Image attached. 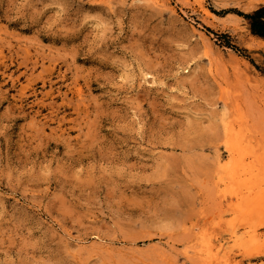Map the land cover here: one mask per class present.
<instances>
[{
	"label": "rangeland",
	"instance_id": "1",
	"mask_svg": "<svg viewBox=\"0 0 264 264\" xmlns=\"http://www.w3.org/2000/svg\"><path fill=\"white\" fill-rule=\"evenodd\" d=\"M148 1L0 0V264H264V0Z\"/></svg>",
	"mask_w": 264,
	"mask_h": 264
},
{
	"label": "bare ground",
	"instance_id": "2",
	"mask_svg": "<svg viewBox=\"0 0 264 264\" xmlns=\"http://www.w3.org/2000/svg\"><path fill=\"white\" fill-rule=\"evenodd\" d=\"M151 3H152V5L153 6H155L156 8L158 7H163V6H165L167 3L165 2V0H149ZM148 1V2H149ZM171 8V7H170ZM206 12V11H205ZM263 48H264V40H260V43H259ZM79 92V91H78ZM238 129V128H237ZM236 130V129H235ZM234 129H233V127L231 128V126L229 125V126H227L226 128H225V140H226V147L228 148V154H229V160L227 161V160H225V159H223V157H220V156H218L217 158H216V160H215V164H216V167H217V169H218V171L221 173V172H223V171H225V170H228V171H231V172H234L235 170H238V169H243L242 167V164H241V162L240 161H242L243 162V155L245 156V153H242L243 151H247L246 149L248 148V149H252V142H251V137L249 138L246 134H242L241 133V131L240 132H236ZM241 153L243 154V155H241ZM249 154V153H248ZM247 154V155H248ZM246 155V156H247ZM240 156H241V158H240ZM248 156H252L251 154H249ZM246 158V157H245ZM239 159H241V160H239ZM255 160V159H254ZM249 163H251V162H249ZM253 164V163H252ZM247 164H245V166H246ZM251 165V164H250ZM250 165H248V167L250 166ZM254 167V166H253ZM246 168H247V166H246ZM249 169V168H248ZM247 169V170H248ZM252 171L254 170V169H252V167L250 168ZM242 171V170H241ZM243 172H244V170H243ZM247 172H249V173H247V174H251L250 173V171L248 170ZM222 174H224V173H222ZM229 174H232L233 176L235 175L234 173H229ZM245 174V173H244ZM247 174H245V175H247ZM241 175V174H240ZM239 175V176H240ZM231 176V175H230ZM238 176V177H239ZM237 177V176H236ZM235 177V178H236ZM244 177V176H243ZM248 178L250 177V175L249 176H247ZM252 177V176H251ZM250 177V178H251ZM220 178V177H219ZM218 179V178H217ZM234 179V178H233ZM239 179V178H238ZM244 180L246 179V178H243ZM237 180V179H236ZM236 180L234 179L233 181H235L236 182ZM219 181V180H218ZM238 181V180H237ZM245 181H247V180H245ZM245 181H244V185H247V184H245ZM222 182V181H221ZM238 182H241V183H243L242 182V179H241V181H238ZM247 183V182H246ZM227 184V183H226ZM236 184H237V182H236ZM240 184V183H239ZM238 184V185H239ZM243 185V184H242ZM241 185V186H242ZM252 185V184H251ZM216 186V185H215ZM240 186V185H239ZM243 187V186H242ZM241 187V188H242ZM252 187V186H251ZM245 188V187H244ZM235 189H236V187H235ZM249 190V189H248ZM250 190H251V188H250ZM222 191V190H221ZM239 192V191H238ZM252 192V191H251ZM250 192V193H251ZM218 195V194H217ZM222 195V194H221ZM248 195V194H247ZM251 197V196H250ZM252 198V197H251ZM250 198V199H251ZM247 199V198H246ZM234 200V199H233ZM228 202V201H227ZM243 204H245V206L244 207H246V205H250L251 204V200L250 201H244V202H242ZM239 204H241V203H239ZM253 204V203H252ZM235 206V205H234ZM249 207V208H248ZM222 208V207H221ZM247 208L248 209H250L251 208V206H247ZM255 208H256V206H255ZM232 209V208H231ZM242 209H244V208H242ZM241 209V210H242ZM257 209V208H256ZM245 210V209H244ZM243 210V211H244ZM242 211V212H243ZM246 211H247V209H246ZM245 211V212H246ZM250 211H252V210H250ZM252 212H255V211H252ZM245 214V213H244ZM249 214V212L247 213V215ZM239 215V214H238ZM249 216H252L251 214L249 215ZM234 228V227H233ZM241 232V231H240ZM246 234V233H245ZM255 235V234H254ZM233 236V235H232ZM248 236H250V235H248ZM256 236V235H255ZM243 237H245V235L243 236ZM204 238V237H203ZM202 238V239H203ZM255 238V237H254ZM236 239V238H235ZM241 239V238H240ZM248 239H249V237H248ZM247 239V240H248ZM234 240V239H233ZM255 240V239H254ZM201 241V240H200ZM236 241V240H235ZM252 241V240H251ZM256 241V240H255ZM254 241V242H255ZM99 242V241H98ZM209 242V241H208ZM212 243V242H211ZM211 243H210V245H211ZM264 243V242H263ZM99 244H100V242H99ZM241 244V243H240ZM103 245V244H102ZM201 245V244H200ZM215 245V244H214ZM219 246H220V244H218ZM235 245V244H234ZM243 245V244H242ZM249 245H250V243H249ZM209 246V245H208ZM222 246V245H221ZM230 246V245H229ZM238 246V245H237ZM206 247H207V245H206ZM239 247V246H238ZM241 247V246H240ZM239 247V248H240ZM257 247H259V248H262V247H260L259 245L257 246ZM219 248V247H218ZM199 249H201V248H199ZM207 249V248H206ZM208 249H210V248H208ZM244 249V248H243ZM254 249H256V247L254 248ZM253 249V251H255ZM258 249V248H257ZM196 251L198 250V249H195ZM202 250V249H201ZM212 250V249H211ZM215 250V249H214ZM213 250V251H214ZM239 250V249H238ZM260 250V249H259ZM216 251V250H215ZM258 251V250H257ZM256 251V252H257ZM205 252V251H204ZM212 252V251H211ZM262 252V251H261ZM197 253H198V251H197ZM207 252H205V254H206ZM214 253H216V252H214ZM200 254V253H199ZM212 254V253H211ZM217 254V253H216ZM240 254V253H239ZM262 253H260L259 252V255H261ZM210 256V255H209ZM197 257V256H196ZM206 257V256H205ZM214 257L215 256H213V259H214ZM218 257V256H217ZM205 260V259H204ZM222 260V259H221ZM225 260V259H224ZM208 261V260H207ZM206 261V262H207ZM211 261V260H210ZM237 261V260H236ZM203 262H205V261H203ZM209 262V261H208ZM207 262V263H208ZM218 262V261H217ZM211 263V262H210ZM210 263H208V264H210ZM224 263H226V260H225V262ZM206 264V263H205Z\"/></svg>",
	"mask_w": 264,
	"mask_h": 264
},
{
	"label": "trees",
	"instance_id": "3",
	"mask_svg": "<svg viewBox=\"0 0 264 264\" xmlns=\"http://www.w3.org/2000/svg\"><path fill=\"white\" fill-rule=\"evenodd\" d=\"M262 14V13H258ZM253 30L256 34H259L260 36L264 37V29L257 27L256 25L253 26Z\"/></svg>",
	"mask_w": 264,
	"mask_h": 264
}]
</instances>
